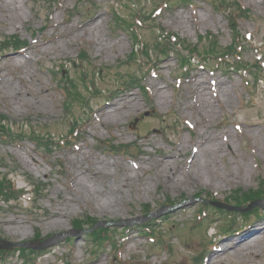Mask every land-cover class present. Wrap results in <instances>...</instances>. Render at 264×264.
Instances as JSON below:
<instances>
[{"label":"rangeland","instance_id":"1","mask_svg":"<svg viewBox=\"0 0 264 264\" xmlns=\"http://www.w3.org/2000/svg\"><path fill=\"white\" fill-rule=\"evenodd\" d=\"M122 1L18 0L22 12L17 22L11 20L8 14H0V37L17 34L27 41V47L22 51L9 49L2 52L0 78L3 75L8 82L23 87L25 91L28 87L48 89L46 93L38 94L42 99L40 104L35 103L28 93H24L17 101L0 89V112L10 118L14 129L28 131L30 127L48 128L55 138L67 133L61 78L69 75L83 94L92 95L86 92L81 81L82 73L77 64L81 49L87 51L96 67L104 69V79L97 80L99 87L111 91L91 98L88 109L80 103L72 106L71 114L84 119L81 125L83 132L75 146L53 149L47 153L43 147H37L28 139L7 143L0 141V162L3 161L13 171L12 178L18 187L30 189L26 182L28 177L33 181L41 180L46 185L38 200L20 199L8 204L0 202V217L18 216L28 220L27 231L21 234H14L6 226L0 225V238L30 241L37 231L42 236L71 231V221L86 214L99 220L117 222L118 226L123 227L126 221L141 217L145 204H149L155 212L167 197L179 201L202 190L212 191L222 199L232 194L235 188L256 187L259 177L264 178V79L255 87H251L250 83V90H246L239 73H225L216 69L213 60L204 67L193 66L187 75L181 74L174 55L158 59L154 54L148 58L140 55L139 62L127 61L133 44L127 33L114 27L112 12L113 9L121 11L119 2ZM236 1L252 11L250 18L240 20L237 24L239 34L251 35L255 43H262L264 0ZM191 2L189 5L173 2L151 24L158 25L163 32L172 31L190 41H197L199 35L210 32L218 36L221 45L229 44L232 37L230 25L224 14L214 7L213 0ZM149 6L148 3L147 8ZM96 19L101 21L96 36L82 34L80 30L75 32L76 35L73 31L68 32L70 26ZM143 34V39L152 45L157 32L150 28L144 29ZM56 36L60 37L54 38ZM48 39L57 46L56 49L49 48L43 52L34 48L35 43L42 44ZM256 50L247 48L243 56L251 63L259 58L264 76V45L260 54L257 55L259 50ZM10 55L15 56L12 57L14 64L9 62ZM23 58L28 62L21 64ZM124 61L127 64L121 65ZM151 65L153 72H148ZM60 71L64 73L61 75ZM118 72L140 75L142 83L148 88L149 98L139 88L117 89ZM179 75L180 79H177ZM202 77L208 82V88L212 79L217 81L219 87L221 80L228 87V95L219 96L220 103H215L211 110L206 111L201 110V102L196 103L192 99L195 95L191 79L199 80ZM89 78L87 72L85 80ZM125 93L134 95L137 104L105 121V109ZM217 135L226 142V146L224 153L213 155L210 172L220 181L209 182L204 176L201 183L187 179L177 189L166 188L156 162L166 158L172 160L175 155V165L181 161L186 163L193 153V145L199 143L197 139L203 142ZM108 139L118 143L135 142L142 152L129 154V157L112 154L102 146ZM181 147L184 149L180 150ZM82 153L85 154L82 156ZM82 160L97 167L108 163L106 176L92 185L94 193L90 196L82 195L79 190L74 191L78 169L82 170V175L86 173L89 176L78 165ZM0 171L4 169L0 168ZM105 196L108 199L112 196L119 206L118 210L105 208V204L100 201ZM197 206L196 200L189 201L157 217L169 215L161 223L164 228L172 225L165 235L171 245V252L165 251L164 243L155 246L132 224L128 230L117 232L115 239L121 249L119 260L113 257L109 246L93 255L89 244L80 234L74 236L70 244L64 242L63 237L44 248L38 262L61 264L67 259L69 264H264V256L257 257L258 252L264 251V244L254 254L248 251L235 252L227 240L230 237L214 234L219 233V223H212L209 228L204 220L203 225L189 230ZM56 209L65 213L62 222L56 226L45 225V218ZM208 211L213 213L210 209ZM213 218H220L221 222L227 220L226 214L221 213H213ZM251 220L261 221L264 216L257 220L251 217ZM241 224L239 220L237 226ZM121 235H124L122 239ZM220 238L222 241L217 243L221 244L220 248L225 252L211 257L214 249L204 250V247L210 239L216 242ZM201 250L207 255V260L193 262L192 258ZM0 264L25 263L17 254H11Z\"/></svg>","mask_w":264,"mask_h":264},{"label":"bare ground","instance_id":"2","mask_svg":"<svg viewBox=\"0 0 264 264\" xmlns=\"http://www.w3.org/2000/svg\"><path fill=\"white\" fill-rule=\"evenodd\" d=\"M18 3V0H0V14H8L11 20L17 22L22 12V7ZM100 25L101 21L99 19H96L90 23L82 22L78 24L80 28L78 26L68 27V32L73 31L74 35H76L75 32L80 30L82 34L88 33L96 36L97 32L100 29ZM50 26L53 27L52 25ZM64 27L67 26L64 25ZM63 36L64 34H62V37ZM58 37L60 36H56L54 38ZM34 48L46 52L49 48L53 50L56 49L57 46H55L51 39H48L42 44L35 43ZM12 57L15 56L10 55L8 57L10 64H14V59ZM26 62H28L26 58H23L21 60V64ZM1 76L2 79L0 78V89L5 90V93H7V95L9 94L8 97L12 98L13 100L19 101L24 93H28L35 103H42V99L38 96V94H42L44 92L46 93L48 89L39 87L37 90H35L34 87H28L25 91L22 89L23 87L17 86L13 82H8V80L5 79L3 75ZM12 76L14 78H17L14 74H12ZM191 81V88L193 89V94L195 95V97L192 99L196 103L201 102L200 107L203 111L211 110V107L213 108L215 103L219 104V96L228 95V87L222 80L220 81V87L218 86V94L214 90L210 91V88L212 89V87L209 86L208 88V82L203 77L199 80L197 78H192ZM210 94L212 95V97H210ZM136 104L137 102L134 95L125 93L121 95V97L115 103L105 109L104 120L109 121L116 115L122 113L126 109L132 108ZM229 134L231 137H233L230 131ZM197 141L199 143H197L198 145L196 146H198L199 150L192 154L190 161L186 163L177 162L176 164L178 165H175V159L177 158V156L174 155L172 157V160L166 158L156 162L158 172L162 176V183L166 188L172 187L174 189H177L182 184L186 183L187 179L201 183L204 176L208 179L209 182H212L214 180L220 181V178L215 177L210 172V160L212 159L214 154L224 153L223 150L226 146V142L224 140V142L221 141L219 135H217L213 139H208L206 141L204 140L203 142H201L200 139H197ZM183 149L184 148L181 147L180 150ZM84 154L85 153H82V156ZM78 165L79 167H83L84 171L87 172L89 176H86V173L82 175V170L78 169L79 172L76 177L74 191L76 190L75 192H77L79 190L82 195L90 196L92 193H94L92 185H94L98 179L106 176V167L108 166V163L97 167L82 160ZM100 201L105 204V208L118 210L119 206L117 205V202L112 198V196H110L109 199L105 196L103 199H100ZM64 215V211L57 209L53 210L52 213L45 218V225H59L62 222ZM27 222L28 220L20 218L18 216L0 217V225L6 226L8 230L14 234L25 233L27 231ZM228 240L232 242L231 248L235 252L244 253L245 251H248L249 253L254 254V252L260 247H263L264 244V223L251 226L242 234H234V236L230 237ZM216 254H220V251H214L211 257L215 256ZM257 255L258 258L264 256V251L258 252Z\"/></svg>","mask_w":264,"mask_h":264},{"label":"trees","instance_id":"3","mask_svg":"<svg viewBox=\"0 0 264 264\" xmlns=\"http://www.w3.org/2000/svg\"><path fill=\"white\" fill-rule=\"evenodd\" d=\"M214 47L215 46L212 44L211 51L214 50ZM193 50H196V48L194 47ZM1 119H2V115H0V126H1ZM11 190L12 189H11L10 185L7 184L6 181L3 178H1L0 179V194L3 195V194L6 193V191L10 192ZM257 197H259L258 193L250 192L249 194L245 195L244 201H246L248 199H254V198H257ZM90 223L91 222L89 220H87V219L86 220H78L76 222V227H81L83 224L87 225V224H90ZM96 236H98V235H96ZM98 237H100V236H98Z\"/></svg>","mask_w":264,"mask_h":264}]
</instances>
